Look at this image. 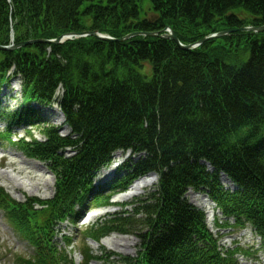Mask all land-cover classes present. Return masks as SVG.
Listing matches in <instances>:
<instances>
[{
    "label": "trees",
    "instance_id": "1",
    "mask_svg": "<svg viewBox=\"0 0 264 264\" xmlns=\"http://www.w3.org/2000/svg\"><path fill=\"white\" fill-rule=\"evenodd\" d=\"M261 24L264 0H0V44L11 35L20 42L98 30L119 38L165 26L189 44ZM11 68L23 102L0 114L8 129L39 123L36 107L53 102L69 128L61 135L49 126L43 141L17 142L26 155L47 162L55 185L51 198L24 202L0 187L4 217L32 247L28 256L16 254L14 264L72 263L73 238L60 224L75 228L90 203H109L104 192L148 172L157 181L131 211L86 231L93 239L113 231L136 234L139 250L124 256V264H236L242 249L219 255L204 212L185 198L189 188L205 191L236 226L249 222L264 247V32L236 31L190 49L158 36H72L0 51V87ZM118 150L130 156L108 188L98 190L96 173ZM221 173L236 185L233 191L222 187ZM81 252L82 264L96 258L88 246Z\"/></svg>",
    "mask_w": 264,
    "mask_h": 264
},
{
    "label": "rangeland",
    "instance_id": "2",
    "mask_svg": "<svg viewBox=\"0 0 264 264\" xmlns=\"http://www.w3.org/2000/svg\"><path fill=\"white\" fill-rule=\"evenodd\" d=\"M144 2L145 3L143 4V6L145 7L147 2ZM11 72L12 70H9L8 72L10 76L8 84L3 83L0 88L1 112L10 111L17 108V106L20 105L23 99L21 90V80L18 76H12ZM59 94L60 90L55 93V96H58ZM40 108L41 118L43 122L33 127L27 128L31 129V133H33V136L36 139H41L45 129L49 126L58 127L59 132L62 134L68 133V129H65L66 126L63 125V123L59 124L60 122H62L63 115L60 114L57 108H55L54 103L52 105L43 106ZM5 125V120L0 117V131L3 130ZM12 134H15L11 138L12 141H9L6 138H0V152L4 155L0 158V182L7 185V187L1 185V183L0 186L4 189L6 193H8L13 199L17 200L18 202H24L26 197L32 196L38 197L40 199H46L45 197H41L37 194L48 192L50 190L51 177L48 173H44V168L47 169V166L42 162H40L42 165L38 166L41 169V173H43V176H26L24 171L19 168L21 163H26L25 165H29L33 169H36V165L29 161L31 160L30 158L22 154L20 148L17 147L13 140H17L19 137L27 135V133L25 130L17 128ZM67 151L69 152V150ZM115 171L116 170L114 169L112 175H109L108 177L102 180L99 178L97 179L96 177L95 184L101 185L99 186L101 189L106 187V182L115 175ZM220 182L225 188H234L232 183L224 178H221ZM154 184L155 182L149 186L144 187L142 193L138 195H133L127 200L114 202V205L112 204V199L116 194H113L109 198V205L115 208L114 212L108 213L106 216L103 217L95 218L89 224H84V221L80 220L78 222L79 231L77 235L73 238L74 248L71 250L70 253V255L74 257V259L72 263L66 264H82L83 261L81 258V249L83 248V246H88V248L91 249L93 256H101L102 254V256L104 257L106 256V254L111 253L110 259H95L92 260L90 264H124L121 261L124 256L135 257L139 250L140 238L134 233L123 234L119 232H111L107 236L99 239L98 241H93L90 238H85L84 233L87 230H90L91 228L96 229L97 226L107 223L109 218L115 216L124 209L131 211L133 208V205L131 203L134 202L136 198L143 196L146 192L151 190ZM25 187L30 188L31 190L35 189L34 193L30 194L27 190H25ZM129 187L130 186L126 187L124 191H126ZM191 192L193 194H204V192H196L192 188H189L188 191L185 193V198L191 204H193L199 209H203L197 206L192 200L193 196ZM103 207L105 208L106 206H104L102 203H93L90 205L89 208L97 210ZM213 210L214 212L216 211V209L214 208ZM214 214H216V212ZM218 221H221L220 215ZM207 227H209V229L211 228V232L215 236L219 237V244L224 245V247L230 246L232 241V243L236 242L244 248H256V246L249 244L252 241H256V238L254 237L255 234L250 231V228L244 230H220L218 227H216L214 221L210 224L207 223ZM59 229L64 230L67 233H73V228L68 223L60 224ZM31 248L32 247L28 244V242L24 238H22L21 235L14 228H12L10 223L4 217L3 212L0 210V264H14V258L16 254H23L28 256L32 254ZM102 252L108 253L105 254ZM249 255H251V257L248 260L244 257H240L239 264H246L244 262H248V264H264L263 255H260L261 258L258 255H254L253 249H250Z\"/></svg>",
    "mask_w": 264,
    "mask_h": 264
},
{
    "label": "bare ground",
    "instance_id": "3",
    "mask_svg": "<svg viewBox=\"0 0 264 264\" xmlns=\"http://www.w3.org/2000/svg\"><path fill=\"white\" fill-rule=\"evenodd\" d=\"M60 115V114H59ZM66 129V128H65ZM2 155L0 154V157ZM118 153L114 154V157H118ZM31 163H33L34 165H36V169H33L31 166L29 165H25L26 163H21V165L19 166V168L21 170L24 171V173L27 175H29L30 177H35V176H43V173H41V169L38 166H41L42 164H40L37 161L34 160H29ZM114 171V165H110L104 169H102L99 173V178L103 179L109 175H111ZM44 173H48L51 177V184H50V190L48 192H43V193H39L37 195L41 196V197H49L52 195L53 193V176L52 174L46 170L44 168ZM156 181V177L152 174L147 175L144 178H141L139 180H137L134 184H132L126 191H123L121 193H119L118 195L114 196V198L112 199V201H124L129 199L131 196L133 195H138L140 193H142L144 187L149 186L151 184H153ZM1 183V182H0ZM1 185L7 187V185H5L4 183H1ZM25 190H27L30 194H33L34 190H31L30 188H26ZM192 193V192H191ZM36 194V193H35ZM192 200L195 202V204L201 208H203V210L206 212V220L207 223L210 224L213 219H214V210H213V205L211 203V201L208 199V197L204 194H199V193H192ZM115 211V208L112 206H107L105 208H99L93 212H91L88 217L87 220L91 221L96 217H102L107 215L108 213H112Z\"/></svg>",
    "mask_w": 264,
    "mask_h": 264
},
{
    "label": "water",
    "instance_id": "4",
    "mask_svg": "<svg viewBox=\"0 0 264 264\" xmlns=\"http://www.w3.org/2000/svg\"><path fill=\"white\" fill-rule=\"evenodd\" d=\"M252 31V32H263L264 31V24L259 26H242L237 28H228L219 32H215L212 34H209L205 37H203L201 40H199L196 43H189V44H183L179 41L177 36L173 34V32L169 29L168 26L162 28L160 31H134L131 33H128L122 37L114 38L110 35L100 33L98 30H92V31H83V32H71L67 34H63L57 38L54 39H45V38H38V39H30L18 43H9V44H0V50H12L16 48H20L22 46H25L26 44H31L34 42H46L51 44H58L63 42L64 39L68 38L69 36L75 35V36H84V35H92L97 39L104 40V41H123L130 37L142 35V36H158V37H165V38H172L177 45L182 49H190L192 47H195L196 45H199L205 40L211 39V38H217L222 37L224 35H228L230 33H233L235 31Z\"/></svg>",
    "mask_w": 264,
    "mask_h": 264
}]
</instances>
